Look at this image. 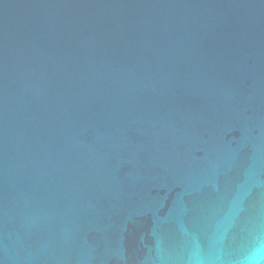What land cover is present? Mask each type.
I'll use <instances>...</instances> for the list:
<instances>
[{"label":"water","instance_id":"obj_1","mask_svg":"<svg viewBox=\"0 0 264 264\" xmlns=\"http://www.w3.org/2000/svg\"><path fill=\"white\" fill-rule=\"evenodd\" d=\"M0 264H264V0H0Z\"/></svg>","mask_w":264,"mask_h":264}]
</instances>
